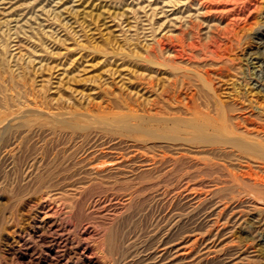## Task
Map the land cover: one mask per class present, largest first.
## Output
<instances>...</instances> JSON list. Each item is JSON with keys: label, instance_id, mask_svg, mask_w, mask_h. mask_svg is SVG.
I'll return each instance as SVG.
<instances>
[{"label": "rangeland", "instance_id": "obj_1", "mask_svg": "<svg viewBox=\"0 0 264 264\" xmlns=\"http://www.w3.org/2000/svg\"><path fill=\"white\" fill-rule=\"evenodd\" d=\"M221 62L241 75L216 97L257 132L264 0H0V264H264V191L241 181L264 161L161 148L162 100L192 107L181 83ZM56 112L134 127L85 138Z\"/></svg>", "mask_w": 264, "mask_h": 264}, {"label": "bare ground", "instance_id": "obj_2", "mask_svg": "<svg viewBox=\"0 0 264 264\" xmlns=\"http://www.w3.org/2000/svg\"><path fill=\"white\" fill-rule=\"evenodd\" d=\"M239 16H240V14L237 17H235L234 20L235 21L244 20ZM241 16H244V14H241ZM221 52H223V51H221ZM221 52H213V55L218 60H220L222 58V55H223V54H221ZM223 56H225V55H223ZM228 64L229 63H226V62H221L219 64L215 63L214 67H217V69L215 71H213L212 74L209 75L206 73L207 76H203L201 74H198V78H199V81L197 82L198 85L193 84L191 86L188 83H184V82L181 83L182 85L180 86V88H183V90L186 91V92H184V94L186 96L185 99H188V100H190V102H192V104H193L192 107L184 105L185 108L183 111H176V112H174V114L169 115V113L166 112V110H165L166 107H163V106H169L170 104H181L182 102L180 101L179 96H175V95H172V96L168 95V96H166L167 98H165L164 101L162 100V106L160 109H161V112L163 113V115H165V116H162V119H161L164 122L163 123L164 124L163 125L164 126L163 131L165 133L164 132L163 133H164V135L165 134H167V135L168 134L169 135L175 134V137L167 138L169 135L168 136L166 135L167 137L165 136L163 138L160 136L161 138H163L160 140H163L164 142L160 141V140L159 141L166 144L164 147H161V148L175 149V150L178 149L179 151H183L181 148L186 146L187 144H190L192 146L191 147L192 149H195V151H198V152H194V153L203 154L204 157H207L210 159H211V156L222 154L224 156H228L227 159L234 160V161H236V163H239V164H248L249 161H246V160H248L249 158L250 159L251 158L252 159H260V160L264 161V120H260L261 124H260V126L258 125L259 129H257L258 130L257 132H253L252 130L247 129L248 127H246V126H245L246 128H244L242 125L243 124L245 125L246 121L247 120L249 121L250 117L253 118V117H256V115L250 113L248 107H245V106H239L238 107L234 104L226 105V104L222 103V101H219L218 98L216 97L217 95H215V91H214L215 88L214 89L212 88V83L215 80L220 79L222 77L223 71L227 72V71L231 70V71H233L235 76L241 75L237 69L232 70ZM252 75H253V77H251V75H250V77L255 79L254 74H252ZM250 77H248L247 79L250 80ZM241 80H243V82L246 81V77H244V79L242 77H240V78L238 77V79L236 81L238 82L239 85H240ZM185 86H187V87H185ZM237 95H238V97H240L243 94H241V92H238ZM241 98H242V96H241ZM36 111H34V112H36ZM179 113L180 114L184 113L185 116L186 115L190 116V118L188 120H186L184 117L180 118ZM40 114H42V113H40ZM51 114H53V113H51ZM56 114H59V113L56 112ZM62 114H64V113L60 112V114L58 116L54 115L55 117H53V119L55 122H53L51 119L49 121V123L52 121L53 125L60 128V131L67 130V128H68V130H71V132H72V130L78 131V130L82 129L81 130L83 132L82 135L85 138H89V137L94 138V137L98 136L99 134L100 135L103 134L106 137L108 135H112V134L114 135L115 131L118 128L120 129V128L126 126V127L130 128V131H132L131 128L134 127V125L130 127V124H129L130 122H128L129 120L128 121H126L127 119L123 120L124 117L123 118L118 117L117 119L115 118L114 120H108V121H105V119L103 121L102 120L99 121L98 119H97L98 121H95L92 117H89V116L86 117V115L77 114V116H74V115L68 116L66 114H64V115H62ZM23 115H25V113ZM37 115H39V114H37ZM65 116H67L68 118ZM142 117H141V119H142ZM79 118L84 120L85 123L87 124L84 128L77 127L72 123V121L74 119H79ZM259 118H260V116H259ZM138 119H139V117H138ZM138 119H137V122H140L141 120L138 121ZM133 121H135V120H133ZM166 123H171L172 127H168L166 125ZM141 124H143L142 121H141ZM138 125H139V123H138ZM163 126H161V127H163ZM134 129H136V131H138L140 133H144L150 137H154V134H152L153 133L152 131H148V132L146 130H145L146 132L141 131V129H143L141 127H139V128L136 127ZM136 131L134 130V132H136ZM61 133H63V132H61ZM80 133H79V135H80ZM77 135H78V133H77ZM157 137L158 136H155L156 139H158ZM78 138H79V136H78ZM155 138H152V139H155ZM79 140H82V139H79ZM92 140L90 142H92ZM7 141H10V139ZM85 141H86V139H85ZM85 141H84V145H85ZM108 143H110V141ZM87 153H89V152H87ZM91 155H92V153H91ZM110 155L112 156V154H110ZM124 157L125 156H123V158ZM155 157H157V155ZM155 157H153L152 160H154ZM8 158H10V157H8ZM103 158H105V157L103 156ZM108 158H109V156H108ZM121 158H122V156H121ZM7 160H9V159H7ZM32 161H34V160H32ZM75 161H77V160H75ZM109 161H113V160H109ZM115 161H116V159H115ZM204 161H207V160H204ZM26 162H27V160H26ZM39 163L41 164L42 162H39ZM11 165H12V163L10 164V166ZM34 165H35V163H34ZM262 173H264V171ZM262 175L263 174H261L260 176L255 175L253 177L254 179H250L252 176L249 175L248 178L245 177V178H243V180L241 179V181H243L244 184L248 183L249 184V185H247L248 187L259 188V190L264 191V177H262Z\"/></svg>", "mask_w": 264, "mask_h": 264}]
</instances>
